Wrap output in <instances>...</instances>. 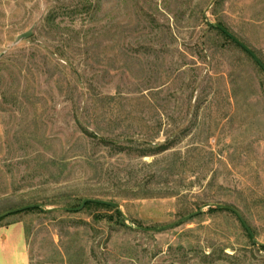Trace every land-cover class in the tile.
Masks as SVG:
<instances>
[{
    "label": "rangeland",
    "instance_id": "rangeland-1",
    "mask_svg": "<svg viewBox=\"0 0 264 264\" xmlns=\"http://www.w3.org/2000/svg\"><path fill=\"white\" fill-rule=\"evenodd\" d=\"M208 23L264 64V0H0V264H264V72Z\"/></svg>",
    "mask_w": 264,
    "mask_h": 264
},
{
    "label": "water",
    "instance_id": "water-1",
    "mask_svg": "<svg viewBox=\"0 0 264 264\" xmlns=\"http://www.w3.org/2000/svg\"><path fill=\"white\" fill-rule=\"evenodd\" d=\"M208 27L209 28H215V29L221 31L223 34H225L231 41H233L244 52H246L254 60V62L262 69V71L264 72V64L259 60V58L246 45H244L236 37H234L228 30H226L224 27H222L219 24L208 23ZM31 34H32V32L29 30V31L19 35L17 37L16 41L18 42V41H20L22 39H27V38H29L31 36ZM88 203H94V204H98V205H102V206H108V207H111V208H114V209H119L120 208V206L118 204L113 203V202L99 200V199L86 198V199H84L81 202V204H80V206L78 208H75V209L64 208V209H61V210L67 211V212H80L85 207V205L88 204ZM211 207L220 208L222 210H226V211H229V212L235 214L236 217L239 219L240 223L242 224L243 228L245 229V231L248 233V235L252 239L254 238V235H253L251 229L249 228V226L247 225L245 220L240 216V214L234 208L228 207V206H224V205H211ZM33 208L42 209V206L41 205H29V206H26V207H23V208H20V209H16L14 211H11L10 213H6V214L2 215L0 217V219L3 218V217L8 216L11 213L22 212V211H25V210H28V209H33ZM199 213H200V211L195 213V214H193V215H190V216L184 218L183 220H187V219L191 218L192 216H195V215H197Z\"/></svg>",
    "mask_w": 264,
    "mask_h": 264
},
{
    "label": "trees",
    "instance_id": "trees-1",
    "mask_svg": "<svg viewBox=\"0 0 264 264\" xmlns=\"http://www.w3.org/2000/svg\"><path fill=\"white\" fill-rule=\"evenodd\" d=\"M220 25V24H219ZM216 31H218L220 34H222L225 38L229 39L225 34H223L221 31L215 29V28H212ZM230 40V39H229ZM233 42V41H232ZM262 70V69H261ZM88 206H95V207H98V208H102V209H107V210H110V211H114L115 215H116V218L117 220H121V216H120V213L117 209H114V208H111V207H108V206H102V205H98V204H94V203H88L85 205V207H88ZM220 209V208H219ZM42 211V209H38V208H33V209H28V210H25V211ZM213 210V209H212ZM23 212V211H22ZM10 213V212H8ZM16 213H19V212H16ZM11 214H15V213H11ZM10 215V214H9ZM235 215V214H234ZM239 220V219H238ZM242 225V224H241ZM250 237V236H249Z\"/></svg>",
    "mask_w": 264,
    "mask_h": 264
}]
</instances>
